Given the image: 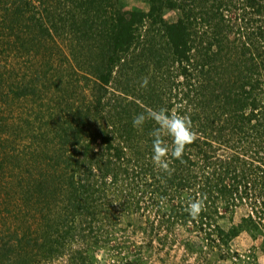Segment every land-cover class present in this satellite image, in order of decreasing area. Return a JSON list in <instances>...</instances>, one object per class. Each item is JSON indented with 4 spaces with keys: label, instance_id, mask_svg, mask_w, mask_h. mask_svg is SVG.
<instances>
[{
    "label": "trees",
    "instance_id": "16d2710c",
    "mask_svg": "<svg viewBox=\"0 0 264 264\" xmlns=\"http://www.w3.org/2000/svg\"><path fill=\"white\" fill-rule=\"evenodd\" d=\"M145 4L0 0V264H153L175 244L196 264L264 258V0ZM160 108L196 133L183 163L163 137L170 173L154 122L132 123Z\"/></svg>",
    "mask_w": 264,
    "mask_h": 264
},
{
    "label": "clouds",
    "instance_id": "9594fccd",
    "mask_svg": "<svg viewBox=\"0 0 264 264\" xmlns=\"http://www.w3.org/2000/svg\"><path fill=\"white\" fill-rule=\"evenodd\" d=\"M148 79L141 78L140 86L146 88ZM152 121L156 127L152 130V161L155 166L171 172L169 168V147L165 143L163 137H170L172 148L171 157L180 160L183 163V155L196 138V133L193 131L191 121L187 117L177 114H169L165 108L159 110H149L147 113L141 112L134 116L133 127L142 129L147 121ZM204 210L203 201L197 200L188 205L187 211L190 217L196 219Z\"/></svg>",
    "mask_w": 264,
    "mask_h": 264
},
{
    "label": "rangeland",
    "instance_id": "374dc122",
    "mask_svg": "<svg viewBox=\"0 0 264 264\" xmlns=\"http://www.w3.org/2000/svg\"><path fill=\"white\" fill-rule=\"evenodd\" d=\"M121 2L124 3L125 9L127 10H131V9H141V10H146V4H145V0H121ZM167 18L169 19V21H174V16L173 14H169L167 15ZM11 51H9L7 49V51L4 54H0V75L3 76L5 78V80L7 81L8 79H10L11 81H13V75L12 78H9L10 72L8 71V65L10 64V62H13L14 57L10 54ZM5 88V87H4ZM30 107V106H29ZM16 109V107H15ZM29 109V108H28ZM13 110V109H12ZM10 111L9 114H14L16 112L14 111ZM8 116V115H6ZM25 143V140H23ZM9 152H11L9 150ZM8 171L7 173L16 175L19 174L16 170H12V168L10 169H5V172ZM16 178V177H15ZM11 179V178H10ZM11 206L7 205L6 200L5 201H0V224L2 223V226L4 224H7V219L9 217V214L11 212ZM241 214V212H239L238 216ZM237 216V217H238ZM236 217V220H237ZM140 221V220H138ZM7 235H9L7 233ZM172 241V240H170ZM155 247L157 246V242L153 241ZM234 244V248L239 250V251H244L250 244V241L248 239V237L246 236H241L238 239L234 240L233 242ZM158 248V246H157ZM156 252V250H155ZM245 253V252H242ZM156 260L153 258V264H196L195 263V257L190 256V254H187L184 249L179 246L178 244H175L171 250L168 248L165 249H161L160 251H157L155 253ZM97 259L99 260V264H106V259L104 257L103 254L98 253L97 254ZM63 264L61 263V261H57L54 260L51 263L48 264ZM258 262L259 264H264V258L262 255L258 256ZM212 263L214 264H231L230 260L227 261H213ZM202 264V263H200Z\"/></svg>",
    "mask_w": 264,
    "mask_h": 264
}]
</instances>
